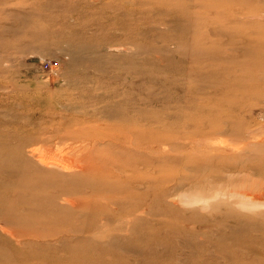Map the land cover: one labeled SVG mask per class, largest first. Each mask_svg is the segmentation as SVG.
Instances as JSON below:
<instances>
[{"label": "rangeland", "instance_id": "374dc122", "mask_svg": "<svg viewBox=\"0 0 264 264\" xmlns=\"http://www.w3.org/2000/svg\"><path fill=\"white\" fill-rule=\"evenodd\" d=\"M229 184L264 200V0H0V264H264V216L169 202Z\"/></svg>", "mask_w": 264, "mask_h": 264}, {"label": "clouds", "instance_id": "9594fccd", "mask_svg": "<svg viewBox=\"0 0 264 264\" xmlns=\"http://www.w3.org/2000/svg\"><path fill=\"white\" fill-rule=\"evenodd\" d=\"M228 179L233 180L235 176L229 174ZM169 202L201 216H213L222 210L244 218L264 216V200L256 199L233 184L220 185L210 192L181 188L169 197Z\"/></svg>", "mask_w": 264, "mask_h": 264}, {"label": "bare ground", "instance_id": "6f19581e", "mask_svg": "<svg viewBox=\"0 0 264 264\" xmlns=\"http://www.w3.org/2000/svg\"><path fill=\"white\" fill-rule=\"evenodd\" d=\"M37 149H38V148H37ZM41 150H42V149H41ZM44 150H45V149H44ZM36 151H37V150H36ZM40 152H41V151H40ZM42 154H43V151H42ZM48 154H49V153H48ZM57 156H58V155H56V157H54V158H55V159H56V158L59 159ZM63 156H64V155H63ZM60 157H61V156H60ZM42 158H43V157H42ZM38 159H40V158H38ZM57 159H56V160H57ZM60 159H62V158H60ZM60 159H59V160H60ZM59 160H57V161H59ZM62 160H63V159H62ZM40 161H41V160H40ZM40 161H39V162H40ZM48 161H49V160H48ZM57 161H56V162H57ZM60 161H61V160H60ZM61 162H62V161H61ZM68 162H69V160H68ZM76 162H78V161H76ZM48 164H49V162H48ZM80 164H81V163H80ZM80 164H79V165L77 164V165L80 166ZM59 165H62V166L65 168V170H68L69 168L72 169L74 166L76 167V163H75L74 166H73V163H72V162H71V163H67V160H65L64 164H63V163H62V164L60 163ZM81 165H82V164H81ZM78 166H77V167H78ZM83 166H84V165H83ZM71 169H70V170H71ZM79 169H80V167H79ZM83 169H84V168H82V170H83ZM76 170H77V169H76ZM84 170H85V169H84ZM72 171H74V170H72ZM77 171H79V170H77ZM79 172H80V171H79ZM253 195H254V194H253ZM66 199H67V198H66ZM69 200H70V199H69ZM79 205H80V204H79Z\"/></svg>", "mask_w": 264, "mask_h": 264}]
</instances>
